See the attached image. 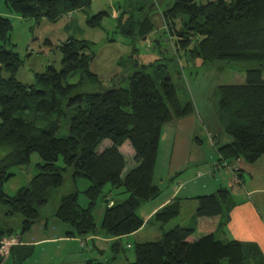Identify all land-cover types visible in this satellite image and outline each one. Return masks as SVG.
I'll use <instances>...</instances> for the list:
<instances>
[{
  "label": "trees",
  "instance_id": "1",
  "mask_svg": "<svg viewBox=\"0 0 264 264\" xmlns=\"http://www.w3.org/2000/svg\"><path fill=\"white\" fill-rule=\"evenodd\" d=\"M9 13L39 22L56 21L84 9L90 0H3ZM139 20L128 18L121 33L129 38L146 39L154 26L149 11L153 0H143ZM107 12L86 20L99 27ZM162 19L168 38L174 39L175 52L203 64L222 62L223 68L236 64L246 66L245 81L218 88V111L228 116L224 131L230 143L215 146L218 168L243 160L255 163L264 155V0H174L164 10ZM122 14L115 19L120 20ZM121 25V23H120ZM11 22L0 13V148L8 149L0 159V242L8 237L21 238L33 225L43 220L41 211L51 193L65 183L69 174L73 182L70 194L61 197L53 217L69 227L66 237L86 238L95 235L93 208L99 196L104 211L100 228L109 238L121 239L134 234L144 225L137 209L156 199L160 188L154 184V170L162 127L175 119L194 114L190 100L181 106L169 77L156 79L142 72L129 76L128 88H103L97 75L89 70L95 57L93 45L85 40L67 38L58 46L61 68L49 64L45 71L34 74L26 85L16 79L21 61L10 46ZM80 73L77 84L66 83L68 76ZM160 79V80H159ZM159 80V81H157ZM27 113L57 119L67 124L66 137L56 136L57 126L40 128ZM103 142L109 145L99 151ZM128 143L133 163L128 165L119 148ZM32 154L41 163L38 172L26 186L8 196L3 185L13 176V167L27 166ZM61 160L62 166L57 162ZM226 164L225 166L223 164ZM84 178L86 208L78 205L76 180ZM106 185L111 188L103 194ZM122 189L124 200L108 198L110 192ZM196 201L195 227L176 225L152 242L134 245V262L126 264H252L253 251L235 240H220L214 233L222 230L235 204L230 191L219 188L212 194L193 198ZM182 200L174 198L151 217L166 224L181 211ZM200 233L201 236L190 239ZM112 251L122 250L112 242ZM12 264H23L31 248L10 249ZM1 258V256H0Z\"/></svg>",
  "mask_w": 264,
  "mask_h": 264
},
{
  "label": "rangeland",
  "instance_id": "2",
  "mask_svg": "<svg viewBox=\"0 0 264 264\" xmlns=\"http://www.w3.org/2000/svg\"><path fill=\"white\" fill-rule=\"evenodd\" d=\"M173 1L153 0L154 10H150L148 16L154 28L150 36H147L144 40L139 39L137 36L129 38L121 33L122 25L128 18L137 21L141 17L142 12L137 9L142 6L143 0H90V3L84 9L62 15L54 22L46 19L35 22L32 19H25L17 14L9 13L3 0H0V13L11 22L10 46H7V48L17 53L21 61L16 79L23 84H33L34 74L44 72L49 64L53 65L56 70L61 68V54L58 46L69 37L85 40L93 45L95 57L89 65V70L97 75L103 88L120 87L126 89L129 86V76L135 72H142L154 79L157 76L160 79L169 77L181 106L185 104L186 100H190L194 107V114L191 116L183 120L173 118L171 122L164 125L165 127L163 126V132H167L168 136L172 137L174 131L177 138L180 139L179 143L182 144V148L184 145L183 158L180 159V162L186 164L189 161L188 169L181 170L185 166L181 165L180 173L175 179L183 180L187 177H194L193 179H195L197 175L196 179L202 180L212 177L208 173L211 172L210 166L217 161L214 147L230 143L232 140L231 136L224 131V126L228 123L229 117L220 115L218 111V88L223 85L243 84L246 66L236 64L232 68L221 69V67H224L222 62L203 64L199 59H188L182 52L177 54L173 47L174 39L171 38L170 40L168 38L161 15L164 10L172 5ZM99 12H107L108 15L102 18L99 27L88 26L86 20ZM113 13L115 17L119 13L122 14V18L119 21L116 20ZM0 76L7 78L8 74L2 70ZM79 78L80 73L75 72L67 77L66 83L70 85L77 84ZM24 117L33 120L35 125L40 128L56 125L58 127L56 136L59 138L66 137L68 134L64 118L57 119L55 116L47 117L35 113H27ZM170 138L167 142H164L163 138L160 141L154 170L153 182L160 188L161 193L156 199L142 204L137 209V214L141 218L145 216L144 211L150 205L162 201L174 187V184L167 178L170 165ZM187 141L191 144L190 146ZM108 145V142H103L99 151ZM121 148L128 165H132L133 151L129 144L125 143ZM7 151L8 149L0 148V159ZM210 158L214 159L210 161ZM41 162L37 154H32L30 163L27 166L11 168L9 172L13 176L3 185L4 193L12 196L19 188L26 186L38 172L36 165ZM57 164L62 166L61 160ZM217 170H220L218 174ZM217 170L214 169V173L217 174L216 179L222 180L220 175L221 171L224 170L227 174H230L228 179L227 177L225 179V184L230 185L226 186H231L230 190L236 189L232 175L237 169L232 168L230 165L229 168H218ZM199 173L200 175H198ZM75 185L79 192L78 205L86 208L88 200L83 192L89 183L86 179L79 178L76 180ZM73 187L69 174H66L64 185L51 193L47 205L42 209L43 220L33 225L23 235V240H26V236L31 233L33 238L40 235L43 230L42 222H48V229L52 230L53 236L61 233L62 228L69 230L67 225L53 217V213L61 197L70 194ZM110 188L109 185H106L102 195L107 194ZM121 191V188L113 190L108 198L124 200L126 195L118 194ZM104 205L103 199L99 196L93 208V217L96 224L95 235L99 237V240L87 241L84 249L78 248V241L73 243L78 252L87 260L92 261V264H126L127 262H134L133 248L135 244L155 241L161 237L163 232H168L178 224L188 227L192 225L190 217L194 209L189 202L187 204L182 202L180 214L166 224H158L150 220L137 236H127L117 240L122 250L115 254L111 249L112 242L101 240L102 237H105L100 228ZM53 221L59 226L54 225ZM92 243L98 246V251L92 250ZM41 250L44 252L50 251L49 254H52L51 247L44 245L35 248L34 254L36 257L42 253ZM0 254L4 259L0 264H12L10 254L5 248L0 247ZM71 254L72 257H76L73 251ZM221 264H227L226 260H223Z\"/></svg>",
  "mask_w": 264,
  "mask_h": 264
},
{
  "label": "crops",
  "instance_id": "3",
  "mask_svg": "<svg viewBox=\"0 0 264 264\" xmlns=\"http://www.w3.org/2000/svg\"><path fill=\"white\" fill-rule=\"evenodd\" d=\"M113 17H115L114 13ZM170 137L171 136H168L167 132H163L162 127L160 141H162L163 138V141L167 142L168 138ZM179 142L180 139L177 138V135L173 131V135L169 140L170 165L167 173V178L172 184H174V187L169 195L166 196L162 201L155 203L154 205H150V207H148V209L144 211L145 216H142L144 225H146L151 220L152 215L158 209H160L172 199L179 198L182 200L183 204H187L189 202V204L194 209L192 211L190 221L192 223L191 227H195L194 214L196 210V201L193 198L201 195L212 194L219 188H229L228 190L230 191L231 197L235 204L229 211L228 221L225 224L224 228L222 230H215L214 233H216L218 239L220 240H235L246 244L248 248L251 249L250 252L253 251V254L255 256L252 257V252L250 253V255H248V259H251V262H253L252 264H264V155H262L255 163L252 164L245 163L241 159L231 162V167L237 169V171H234L232 175L235 181L236 189L230 190L231 186H226L230 184H225V179L226 177L228 179V176L230 174H227L226 171H224L226 169L221 171L220 176L223 180L222 183V180H218L215 177L220 172V170H217V168L216 170L218 172L217 174H215L212 166H210L211 172L208 173L212 176L211 178L207 177L200 180L196 179V175L195 179H193L194 177H187L183 180H180L178 178L175 179L180 173L179 170L181 165H185L181 168V170H186L189 166V161L186 162V164L185 162H180V159L183 158L182 152L184 149V145L182 148V144ZM210 142L213 145V141L211 140V138ZM187 144H189V141H187ZM190 145L191 144H189V146ZM119 150L122 153L121 147L119 148ZM213 159L214 158H210V161ZM210 168L207 169L209 170ZM146 219H148L147 222H145ZM42 223L43 230L37 237L33 238L32 233L26 236V240H23V236L19 239L11 236L5 239V242L10 243L11 245L3 248H5L9 253L10 249L14 247H26L33 249L31 256L27 258L23 264H92V261L87 260L78 252L76 246H73V243H76L78 241V248L84 249L86 247L87 241L93 242V240H99L98 236L92 235L82 239L66 237L65 233L69 230H64L63 228L61 230V233L55 234L53 236L52 230L50 231L48 229V222ZM53 224L58 225L55 221H53ZM144 225L142 226V228H140V230L132 235H129V237H134L140 234L144 229ZM178 225L184 226L183 224ZM200 235V233H197L190 240L193 241ZM101 240H104L106 242H114L120 239L109 238L105 236L102 237ZM80 243L83 244L81 245ZM44 245H48L51 247L52 254H49L50 251L44 252L43 250H41L42 253L39 254L38 257H36L34 254L35 248L42 247ZM97 247L98 246L95 243H92V250L95 249L98 251ZM72 251L74 253V256H76L75 258L72 257ZM3 260L4 259L1 255L0 262H2Z\"/></svg>",
  "mask_w": 264,
  "mask_h": 264
},
{
  "label": "built area",
  "instance_id": "4",
  "mask_svg": "<svg viewBox=\"0 0 264 264\" xmlns=\"http://www.w3.org/2000/svg\"><path fill=\"white\" fill-rule=\"evenodd\" d=\"M223 165L225 166L226 164L224 163ZM218 167H219V166H218L216 163H214V164L212 165V168H213V169H217ZM198 175H200V173H199ZM8 245H11V244L5 242V240H3V241L0 242V247H1V248H2V247H6V246H8ZM0 256H1V254H0Z\"/></svg>",
  "mask_w": 264,
  "mask_h": 264
}]
</instances>
